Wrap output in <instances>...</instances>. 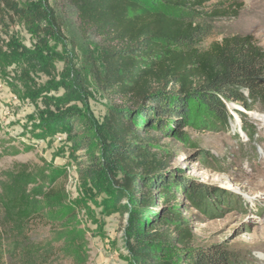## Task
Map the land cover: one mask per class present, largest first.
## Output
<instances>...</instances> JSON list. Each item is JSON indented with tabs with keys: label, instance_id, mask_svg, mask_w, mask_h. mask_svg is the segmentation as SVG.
Instances as JSON below:
<instances>
[{
	"label": "trees",
	"instance_id": "16d2710c",
	"mask_svg": "<svg viewBox=\"0 0 264 264\" xmlns=\"http://www.w3.org/2000/svg\"><path fill=\"white\" fill-rule=\"evenodd\" d=\"M65 1L76 12L80 32L99 40L102 71L93 76L111 102L103 130L94 135L96 152L80 163L81 173L94 187L108 190L110 210L126 215L122 239L129 264H232L222 245L194 249L182 215L184 206L203 210L221 195L169 172L170 153L154 133L184 140L185 127L228 130V102L246 111L264 106V50L250 35L211 39L217 19L236 18L243 3ZM4 9L25 18L32 11L0 0V17ZM47 9L40 7L39 14L52 20ZM236 113L246 128L245 114ZM67 119L72 122V116ZM197 154L204 161L213 157L206 150ZM18 188L0 184V264H66L64 258L67 264H87L71 220L74 211L59 210L63 176L53 172L28 192ZM46 209H52V223L64 227L54 231L58 247L29 240V225L43 219Z\"/></svg>",
	"mask_w": 264,
	"mask_h": 264
},
{
	"label": "rangeland",
	"instance_id": "374dc122",
	"mask_svg": "<svg viewBox=\"0 0 264 264\" xmlns=\"http://www.w3.org/2000/svg\"><path fill=\"white\" fill-rule=\"evenodd\" d=\"M240 1L239 15L217 19L211 39L250 35L264 50V0ZM14 6L32 11L25 18L4 9L0 17V184L15 183L28 192L53 172L62 175L66 189L59 210L74 211L71 220L87 264H129L122 239L125 217L109 209L108 190L94 187L80 168L96 152L94 135L103 130L111 105L93 76L102 71L99 40L80 32L76 12L65 0H14ZM40 7L52 11V20L39 14ZM226 106L232 115L228 130L185 127L184 140L154 135L170 153L169 172L221 195L203 210L182 208L192 247L222 245L232 264H264V106L251 111L235 102ZM198 150L213 157L204 161ZM46 211L29 225V240L58 247L54 231L64 227L52 223V209Z\"/></svg>",
	"mask_w": 264,
	"mask_h": 264
},
{
	"label": "built area",
	"instance_id": "2783aa9c",
	"mask_svg": "<svg viewBox=\"0 0 264 264\" xmlns=\"http://www.w3.org/2000/svg\"><path fill=\"white\" fill-rule=\"evenodd\" d=\"M124 217H126V215H124Z\"/></svg>",
	"mask_w": 264,
	"mask_h": 264
},
{
	"label": "water",
	"instance_id": "95a60500",
	"mask_svg": "<svg viewBox=\"0 0 264 264\" xmlns=\"http://www.w3.org/2000/svg\"><path fill=\"white\" fill-rule=\"evenodd\" d=\"M126 219V218H125Z\"/></svg>",
	"mask_w": 264,
	"mask_h": 264
}]
</instances>
